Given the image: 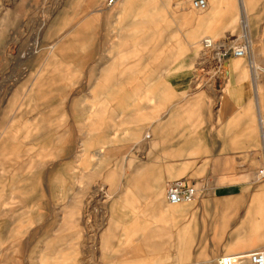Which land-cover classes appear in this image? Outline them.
Returning <instances> with one entry per match:
<instances>
[{
    "label": "crops",
    "instance_id": "1",
    "mask_svg": "<svg viewBox=\"0 0 264 264\" xmlns=\"http://www.w3.org/2000/svg\"><path fill=\"white\" fill-rule=\"evenodd\" d=\"M181 1L185 0H120L112 9L103 7L104 0L71 1L90 8L83 22L77 23L74 40L86 49L79 55L87 63L81 71L138 69L150 67L154 58L163 61L159 64L163 70L155 77L122 76L95 84L96 94L102 92L101 86L115 87L107 90L114 96L107 102H130L123 130L128 133L124 144L130 146L122 152L133 165L128 179L136 181L135 185L151 182L147 184L151 190L125 192L121 197L142 207L156 195L154 186L180 179L195 184L203 192L194 202L200 215L181 218L187 208L174 204L168 214L176 218L155 226V252L159 253V243L170 242L167 249L179 258V264H216L220 256L264 248V178L258 174L264 168V70L258 72L253 53L254 45H264V0H206L200 19L187 18ZM203 35L214 40L229 38L233 44L247 42L249 53L244 58L252 57L256 66L245 70L236 66L238 57L227 54L218 64L203 65L206 70L193 71ZM152 52L159 54L152 56ZM42 75L26 95L44 96L47 78ZM139 100L145 103L133 104ZM77 103L72 99L64 110L74 114ZM102 105L101 99H93L82 110L90 118L102 119ZM41 116H18V120L39 131ZM113 150L116 157L121 156L118 148ZM208 200H221L232 214V227L216 243L209 241ZM146 210L155 211L156 206ZM134 236L139 243L142 234ZM128 252L132 256L124 264H143L138 250Z\"/></svg>",
    "mask_w": 264,
    "mask_h": 264
},
{
    "label": "rangeland",
    "instance_id": "2",
    "mask_svg": "<svg viewBox=\"0 0 264 264\" xmlns=\"http://www.w3.org/2000/svg\"><path fill=\"white\" fill-rule=\"evenodd\" d=\"M71 1L0 0V264H124L130 249L138 250L143 264H179L167 249L170 242L159 243L155 252V226L176 218L168 214L174 205L166 202L164 184L153 187L156 195L142 207L121 197L151 190V182L135 185L128 179L133 165L122 155L130 146L124 144L128 133L123 131L130 102H107L114 97L107 93L113 86L95 93L98 82L155 77L163 61L154 58L150 67L138 69L81 71L87 63L79 55L86 49L74 36L90 8ZM180 9L192 19L204 13L191 8L190 0L181 1ZM253 53L262 74L264 45H254ZM236 66L252 71L256 65L252 57H238ZM200 68L195 64L193 71L206 70ZM41 75L47 78L44 96L29 97L26 92ZM74 98L77 111L68 114L64 107ZM93 99L103 101L102 119L82 110ZM41 113L39 131L18 120ZM117 148L120 157L112 152ZM153 204L155 211L146 210ZM183 204L187 211L179 217L200 215L197 203ZM208 215L209 241L220 242L232 227V214L221 200H208ZM137 233L142 234L139 243Z\"/></svg>",
    "mask_w": 264,
    "mask_h": 264
},
{
    "label": "built area",
    "instance_id": "3",
    "mask_svg": "<svg viewBox=\"0 0 264 264\" xmlns=\"http://www.w3.org/2000/svg\"><path fill=\"white\" fill-rule=\"evenodd\" d=\"M119 1L104 0L103 7L112 8ZM190 6L194 10L202 11L206 8L207 2L206 0H190ZM200 42L198 67H203V65H207L210 62L218 64L227 54H231L233 57L248 58L249 44L247 42L233 44L229 38L214 40L210 37H203ZM258 171L259 176L264 178V169ZM202 195L201 189L185 180H174L165 185V198L169 205L197 202ZM216 264H264V248L249 253L220 256L217 258Z\"/></svg>",
    "mask_w": 264,
    "mask_h": 264
},
{
    "label": "bare ground",
    "instance_id": "4",
    "mask_svg": "<svg viewBox=\"0 0 264 264\" xmlns=\"http://www.w3.org/2000/svg\"><path fill=\"white\" fill-rule=\"evenodd\" d=\"M255 71V70H254ZM256 84V83H255ZM257 85V84H256Z\"/></svg>",
    "mask_w": 264,
    "mask_h": 264
}]
</instances>
